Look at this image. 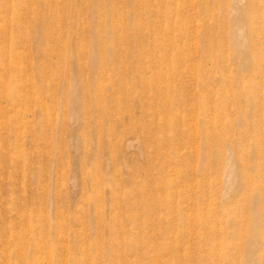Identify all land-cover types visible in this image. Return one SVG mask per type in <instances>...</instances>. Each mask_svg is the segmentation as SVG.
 <instances>
[{
    "label": "rangeland",
    "instance_id": "rangeland-1",
    "mask_svg": "<svg viewBox=\"0 0 264 264\" xmlns=\"http://www.w3.org/2000/svg\"><path fill=\"white\" fill-rule=\"evenodd\" d=\"M198 1L85 4L65 54L0 40V264H264V39L241 65Z\"/></svg>",
    "mask_w": 264,
    "mask_h": 264
},
{
    "label": "bare ground",
    "instance_id": "bare-ground-1",
    "mask_svg": "<svg viewBox=\"0 0 264 264\" xmlns=\"http://www.w3.org/2000/svg\"><path fill=\"white\" fill-rule=\"evenodd\" d=\"M103 1L0 0V40H10L12 45L9 46L8 50L11 48L13 52H16L19 48L16 45L23 46L25 50L28 44L32 48V44L39 42L41 39L53 40L56 45L60 46L61 49H57L53 53L65 54L68 51L71 52L77 48L79 49L84 37V18L81 7L87 4L94 13L97 8H102L101 10L103 11L112 9L110 6L102 4ZM155 1L158 7H171L173 4L170 0ZM138 5L145 7L147 2H138ZM194 5L192 7L196 8L197 18L204 23L207 22L213 25L206 30L210 34L214 33L216 29L214 23L217 21V15L213 11L218 9L223 13L220 23L225 27L232 25L233 28L228 34L232 37L233 52L241 55L242 62L240 63L241 65H245L244 63L248 62L250 57V40L246 39L244 28L247 32L252 33V43L257 44V40L264 39V0H199ZM255 15L257 17H252ZM157 19L160 22L169 21L170 17L167 14L164 16L158 15ZM105 21L107 24L115 25V27L120 24L112 15L106 18ZM225 36L222 37L226 39ZM220 47H223V44ZM256 47L257 45L254 49ZM158 49L161 51L162 45H159ZM45 50L52 52L51 41ZM0 53H3V51H0ZM263 59L264 54L262 56H255L254 70L249 71L248 74L251 73L256 76L264 75ZM257 86L258 84L252 89L248 88L247 94L252 95L257 92ZM248 102L252 105L256 104V101L253 102L251 99ZM262 107L264 112V106ZM263 148V142H258L257 140L254 144L255 152L262 155Z\"/></svg>",
    "mask_w": 264,
    "mask_h": 264
}]
</instances>
